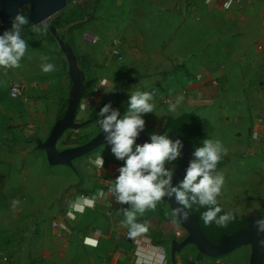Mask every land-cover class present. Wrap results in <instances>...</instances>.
I'll return each instance as SVG.
<instances>
[{
    "label": "crops",
    "instance_id": "1",
    "mask_svg": "<svg viewBox=\"0 0 264 264\" xmlns=\"http://www.w3.org/2000/svg\"><path fill=\"white\" fill-rule=\"evenodd\" d=\"M226 1L100 0L83 27L95 35V54L102 55L94 63L101 69L92 73L91 86L85 85L81 106L88 107L79 111L77 122L88 121L84 119L94 113L95 102H106L112 84L114 95L154 90L157 113L149 117L179 126L177 133L192 125L204 139L220 135L227 154L247 157L254 178L264 175V0H238L230 8H225ZM108 31L113 33L109 37ZM110 37L120 43V58L112 55L113 47L102 44ZM26 59L19 68H0V264H134L135 248L144 258L156 248L172 264H186L188 246L172 259L171 245L180 242V232L163 200L137 217L149 231L125 239L128 227L122 223V210L131 206L116 202L108 192L122 162L114 156L103 157V168L96 163L100 153L109 154L111 148L75 160L71 169L50 166L45 153L25 140L32 131L19 118L28 122L33 109L45 117L56 106V122L67 96L64 90L48 101L35 98L46 84L35 80L37 68ZM140 60L145 64H138ZM113 64L119 65V72L111 69ZM9 79L26 85L18 100L9 92L4 95ZM178 97L183 99L170 111ZM71 131L76 130L59 141L63 149L75 140ZM253 132L259 133L258 140H251ZM197 137L186 136L194 151L192 140ZM85 196L91 202H85ZM72 206H85L74 220L68 216ZM54 221L69 228L61 237L52 228Z\"/></svg>",
    "mask_w": 264,
    "mask_h": 264
},
{
    "label": "clouds",
    "instance_id": "2",
    "mask_svg": "<svg viewBox=\"0 0 264 264\" xmlns=\"http://www.w3.org/2000/svg\"><path fill=\"white\" fill-rule=\"evenodd\" d=\"M28 23L29 18L17 11L11 18V27L0 33V68L20 67L29 47L22 36L23 28ZM33 31L39 33L42 30L34 28ZM43 32H47V26H44ZM40 59L42 71H55V63L51 62L49 56L43 55ZM182 99L178 97L170 105V111L175 112ZM152 101L151 92L134 91L125 114L112 110L108 103L99 111L102 119L96 121L115 158L123 161L115 180L110 181L108 192L116 202L131 206L122 210L125 218L122 223L128 227V235L134 238L147 233L149 226L138 222V215L142 216L149 209L154 210L166 197L177 205L172 210L173 217L188 220V210L197 206V210L206 209L202 213L205 224L214 222L219 227H226L236 219V215L235 212H223L218 204L225 184L223 173L217 171L218 164L227 155L223 141L211 137L204 139L202 146L195 149L194 158L186 167L183 179L173 185V170L167 165L182 156V140L170 138L169 132H165L151 134L150 142L136 143V138L145 127L143 115L154 112ZM81 107L87 108L88 105L85 103ZM96 163L103 168V157H99ZM256 224L258 232L264 233V219L256 220ZM257 244L264 249V238L259 239Z\"/></svg>",
    "mask_w": 264,
    "mask_h": 264
},
{
    "label": "rangeland",
    "instance_id": "3",
    "mask_svg": "<svg viewBox=\"0 0 264 264\" xmlns=\"http://www.w3.org/2000/svg\"><path fill=\"white\" fill-rule=\"evenodd\" d=\"M98 3L99 0H68L65 8L62 11L44 21L43 23L39 25H33L29 22L24 26L22 36L26 41H28L29 44L25 55L26 58H30L26 60L31 61L32 64L37 68V78L35 80L46 84V87L42 91H39L38 95H34L35 98H46V101H48L49 99L53 98L54 95L63 93L64 90H67V97L69 96L71 83L68 77V63L66 60V56L61 49L62 45L74 52L77 61L79 56L78 63L80 69L83 71V74L85 75L84 77L87 78V85L91 86L92 81L94 80V77H92V73L96 75L97 71L101 69V67L98 66L97 62L94 63V60L95 57H97L101 53L95 54V51H98V49H96L97 43L95 35L93 34V32H89L88 30L84 29L83 20L93 17L92 9ZM19 12L28 17L29 6L22 7ZM44 26H47V32H43ZM34 28H40L42 31L39 33L34 32ZM110 34L113 33L108 31L106 36L109 37L111 36ZM115 40H118L117 37H115ZM119 40L122 41V39L120 38ZM102 44H105L108 48L113 47L112 38L110 37L107 40H104ZM111 44L112 46H110ZM137 45L140 46L139 43ZM43 55L49 56L51 62L55 63V71L49 73H45L44 71H42V62L40 58ZM138 64L144 65L145 61L142 62L140 60ZM111 69L114 70V72L116 70L117 72H119L120 67L117 64H113ZM11 80L13 79H9L8 83H6L4 95L8 94L9 92V87L12 84ZM112 88H114L113 84L112 86H109L110 90H112ZM129 89H131V87H129ZM111 92L112 91H110V97L106 99V102H109L111 104L112 110H118L121 115L125 114L129 107V98L131 92H120L115 93V95ZM103 102L104 101L101 100L95 102L94 108L92 110L94 112L97 111L98 108L103 104ZM20 105V103L17 104L18 111L20 110ZM33 110L34 111L31 112L32 115H29L27 118L28 122H26L25 118L22 116L19 118V121L23 126H27V128L30 127L29 130L33 132L27 134L28 136L25 138V140H28L31 143L32 148L35 149L37 139L45 141V139L48 137L49 132L54 124L53 121L57 109L56 106L55 108L53 107L51 115H48L47 112V115L45 117L38 116L36 114L37 111H35V109ZM153 113L156 114L157 110L155 109ZM89 117L90 115H88L84 119V121L88 120L87 122H89L86 127L70 132V134L75 137V140L69 143L68 148H73L81 145L80 140H76L78 136L86 137L88 139L87 141H90L100 133L96 121L98 119H102V117L98 115V117L94 120L88 119ZM143 118L145 120L144 129L146 131L142 132L148 136L153 133L163 134L165 132L171 133V131L180 130V127L177 125L173 127L163 125L154 117H149V113L144 114ZM184 127L185 130H182V133H184L186 136H198V134L195 133L194 126L185 125ZM250 138L252 141H255L252 139V134ZM218 139L221 140L220 135ZM203 140L204 138L201 137V134L197 137V139L192 140V144L194 145L195 149L202 146ZM58 148L59 150L63 149L60 143H58ZM101 148L89 155H91V157H94L96 155L95 153L99 152L100 149L104 150L106 148H111V146L108 145L107 147ZM103 153H100V155L104 158L114 157L112 152L106 154L104 151ZM237 154L241 155L240 153ZM89 155H87L86 157H88ZM179 160L180 158L177 161L169 163L167 167L171 168L174 171ZM120 162H122L123 164V161ZM252 168L253 167L251 166V164H249V160L247 157H243L242 155L233 157L232 154H227L226 156H224L217 166V171L223 173L225 177V184L222 188L220 196L218 197V204L222 207L223 212H235L236 215V219L233 222H230L226 227H219L214 222L212 224H205L202 218V213L206 210L204 208H199L197 210V206H194L193 209L189 210L190 212H192V214L199 215L201 229L212 243L217 244L223 234H231L241 229L245 223L244 215L248 212L256 210L258 212V219H264V175L262 174L259 176H255L254 178L253 174L256 172ZM244 174L246 175L244 176ZM86 192L90 193V191ZM175 220L177 222L178 232H180V237L177 239L181 242L187 236V232L182 228L176 218ZM184 250L191 251L186 253V256L183 255V257H185V261L187 262L186 264H249L251 255V246L241 247L234 252L218 259L204 257L194 246H188ZM166 263L172 264L169 257L165 261V264Z\"/></svg>",
    "mask_w": 264,
    "mask_h": 264
},
{
    "label": "water",
    "instance_id": "4",
    "mask_svg": "<svg viewBox=\"0 0 264 264\" xmlns=\"http://www.w3.org/2000/svg\"><path fill=\"white\" fill-rule=\"evenodd\" d=\"M68 0H0V22L4 26L11 25V18L24 6H29V22L33 25H39L49 18L62 11ZM68 63V77L71 83L70 94L67 99V107L60 119L52 126L45 141L36 140L38 150L46 155L48 164L52 167L66 166L73 168L75 160L86 157L94 153L99 148L106 145L102 133L97 134L89 142L63 150H59L58 143L62 136L70 130H79L87 125V122L78 123V113L81 110V102L85 93L84 74L78 65L74 52L64 45L61 46ZM170 138H180L183 143L182 156L173 171V185L179 184L185 175V169L189 162L194 158V149L192 145L180 135L169 134ZM150 142V136L140 132L136 138V143L143 144ZM172 210L177 206L167 197L163 200ZM189 212V211H188ZM182 228L187 232V236L181 241H174L171 245V256L174 260L175 254L179 253L187 246H194L198 252L207 258L218 259L226 256L235 250L251 246V255L249 264H263L264 249L260 248L257 241L264 238V233L258 232L256 220L258 212L256 210L244 215V226L231 233L223 234L217 244L212 243L201 229L199 215L189 212V219L183 220L175 217Z\"/></svg>",
    "mask_w": 264,
    "mask_h": 264
},
{
    "label": "built area",
    "instance_id": "5",
    "mask_svg": "<svg viewBox=\"0 0 264 264\" xmlns=\"http://www.w3.org/2000/svg\"><path fill=\"white\" fill-rule=\"evenodd\" d=\"M212 0H207V2H211ZM238 0H227L224 4L225 8H230L234 2H236ZM119 41H114L113 42V50H112V54L117 57V58H120V50H119ZM26 91V85L23 83V82H13L10 87H9V97L12 99V100H18L20 99L23 94L25 93ZM152 95L155 96L157 94L156 91L152 90ZM166 103H169V100L166 99L164 100ZM82 109V107H81ZM252 139L253 140H258L259 139V133L258 132H253L252 133ZM104 195V192H100L97 196L98 197H103ZM85 202H91L88 197H86L85 199ZM85 209V206L82 207L80 210H76L75 206H72L71 207V211H72V214H68V216L71 218V220H74L75 218V213H82ZM52 228L55 229L58 233H57V236L58 237H61L62 233H65L68 231V226L62 222H59V221H54L52 223ZM125 239L126 240H129V241H132L133 240V237H130L128 235V233L125 235ZM152 251V256H149V257H146L144 258L143 255L135 248L134 250V258H133V262L134 264H154L153 260H157L158 257L160 258V263L161 264H165V261H166V254L164 253L163 250L160 251V253H156L157 252V249L156 248H151ZM148 258V259H147ZM159 263V264H160Z\"/></svg>",
    "mask_w": 264,
    "mask_h": 264
},
{
    "label": "trees",
    "instance_id": "6",
    "mask_svg": "<svg viewBox=\"0 0 264 264\" xmlns=\"http://www.w3.org/2000/svg\"><path fill=\"white\" fill-rule=\"evenodd\" d=\"M100 1V0H99ZM10 28V26H4V25H2L1 24V22H0V33H2L4 30H6V29H9ZM85 76V75H84ZM87 78L85 77V85L87 86ZM109 102H105L104 104H102L99 108H98V110L97 111H95L94 112V114H91L90 115V117L88 118V119H95V118H97L98 117V114H99V111H100V109L105 105V104H108ZM61 105H62V109H61V111H60V113H59V115H58V117H57V120L58 119H60L61 117H62V115H63V112L65 111V109H66V106H67V96L65 97V98H63L62 100H61ZM111 105V104H110ZM173 135H180V136H182L185 140H187L188 142H189V140L188 139H186V135L184 134V133H182V132H180V133H177V132H175V131H172L171 132ZM76 140H80V144L82 145V144H85V143H87V142H89V141H87L88 139L86 138V137H83V136H78L77 138H76ZM190 143V142H189ZM189 211V210H188ZM190 212V211H189ZM190 213H192V212H190ZM205 234V233H204ZM264 263V262H263Z\"/></svg>",
    "mask_w": 264,
    "mask_h": 264
}]
</instances>
